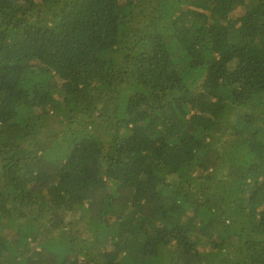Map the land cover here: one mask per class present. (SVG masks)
Returning a JSON list of instances; mask_svg holds the SVG:
<instances>
[{"label": "trees", "instance_id": "1", "mask_svg": "<svg viewBox=\"0 0 264 264\" xmlns=\"http://www.w3.org/2000/svg\"><path fill=\"white\" fill-rule=\"evenodd\" d=\"M0 264H264V0H0Z\"/></svg>", "mask_w": 264, "mask_h": 264}]
</instances>
